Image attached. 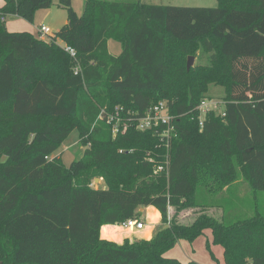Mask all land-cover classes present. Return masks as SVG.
<instances>
[{
  "label": "trees",
  "instance_id": "1",
  "mask_svg": "<svg viewBox=\"0 0 264 264\" xmlns=\"http://www.w3.org/2000/svg\"><path fill=\"white\" fill-rule=\"evenodd\" d=\"M51 5L3 0L0 7V261L200 264L165 252L209 229L224 264H264V0L215 7L86 0L80 15L72 0H58L67 21L46 37L5 26L6 16L32 22ZM109 39L122 43L119 54ZM199 50L207 62L187 70ZM210 83L225 89V115L209 113L200 128L194 109ZM161 100L176 115L168 143L135 127ZM116 111L113 134L108 117ZM74 128L87 146L65 165L51 155ZM97 177L105 187L92 186ZM242 184L254 202L229 217ZM150 205L160 213L151 238L99 237L103 224L139 218ZM169 206L175 213L221 206L223 217L178 222L169 220Z\"/></svg>",
  "mask_w": 264,
  "mask_h": 264
},
{
  "label": "rangeland",
  "instance_id": "2",
  "mask_svg": "<svg viewBox=\"0 0 264 264\" xmlns=\"http://www.w3.org/2000/svg\"><path fill=\"white\" fill-rule=\"evenodd\" d=\"M119 1H134V0H119ZM145 3L153 4H162V5H176V6H200V7H215L218 5V0H139ZM86 0H72V7L74 11L80 15L84 11ZM3 5V0H0V7ZM50 12L46 13V10ZM49 8L38 9L35 12L33 21H28L23 18L17 17L16 19H10V16L5 17V26L8 27V31L13 32H22L28 31L33 34H38V28L40 25H47L51 28L52 33L56 32L63 24L67 21V10L58 5V0H52V5ZM39 35V34H38ZM59 41V40H58ZM108 49L112 54H119L122 51V43L109 39L108 40ZM207 54L202 53L200 50L194 56V64L206 63ZM225 89L223 86L214 85L210 83L206 92V97L216 98L224 100ZM224 105L221 104L220 108H223ZM165 110L163 111V113ZM204 142L211 144L212 137L204 139ZM87 144H80L79 142V131L77 128H74L59 144L56 150L52 153L51 156L60 155L62 162L65 165H69L74 159H78L82 156L83 151ZM5 156H0V161H4ZM96 179V178H95ZM93 180V187H105V182L102 178L98 180ZM235 202L232 204L229 210V217L240 212L243 206L247 208L254 202V199L250 194H247V187L242 184L239 187L235 188ZM247 194V195H246ZM244 199H246L244 201ZM232 200V199H231ZM259 203H263L264 200L259 199ZM237 206V209H232ZM227 210V209H226ZM150 210H144L143 213L139 215V219L143 220L144 228L141 230H133L130 228H122L119 224H112L116 228V232H121L120 242L123 243L125 239H149L156 232L160 223L154 224L151 223L149 228V223L145 221L144 218L152 219L153 214L149 213ZM174 206L168 207V218L169 220L176 219L178 222L188 223L191 222L199 214L205 213L212 216L218 220L223 217V208L221 206H212V207H189L182 209L177 213ZM151 232V233H150ZM110 231L106 230L105 227L100 228L101 239L113 241L108 238ZM108 234V235H107ZM151 234V236H149ZM212 235L209 229H205L202 234L197 236L194 240L189 241L186 239H180L177 243L165 252L166 257L176 258L180 262L187 263L194 261L200 264H224L223 262V249L219 244L212 242ZM116 242V241H114ZM209 243V248L207 247Z\"/></svg>",
  "mask_w": 264,
  "mask_h": 264
},
{
  "label": "built area",
  "instance_id": "3",
  "mask_svg": "<svg viewBox=\"0 0 264 264\" xmlns=\"http://www.w3.org/2000/svg\"><path fill=\"white\" fill-rule=\"evenodd\" d=\"M50 28L45 25H40L38 28V34L40 37H46L50 34ZM65 50L70 54L71 57L76 56V50L68 45H63ZM79 67L76 66L74 69V73H78ZM223 104L224 107L220 108V105ZM165 112L163 113V111ZM197 111V119L200 128L203 127V123L205 117L209 113H213L216 116H224L225 115V101L216 98H203L198 105H196L195 109ZM118 111L115 114H111L108 117V121H113L114 125L112 127V133L117 134L120 131L119 127V118ZM176 115L172 114L169 111V105L166 101H159L151 106H149L141 115L135 118V127L138 130L146 131L150 130L154 134L159 137L160 140L168 143L175 129V119ZM127 123L123 122V130L126 128ZM164 169V165H158L156 167V171H162ZM122 228H130L133 230H141L144 228L143 220L130 217L126 219L124 222L120 224Z\"/></svg>",
  "mask_w": 264,
  "mask_h": 264
},
{
  "label": "crops",
  "instance_id": "4",
  "mask_svg": "<svg viewBox=\"0 0 264 264\" xmlns=\"http://www.w3.org/2000/svg\"><path fill=\"white\" fill-rule=\"evenodd\" d=\"M51 10H50V8H49V10H46V13H48V12H50ZM17 18V16L15 17V16H10V19H12V20H14V19H16ZM4 21H5V18H4ZM44 25V24H43ZM45 26H47V25H45ZM49 27V26H48ZM50 28V27H49ZM7 29H8V27H7ZM50 31H51V28H50ZM52 32V31H51ZM59 44H62L63 45V43H62V41H57ZM144 210H150V212L149 213H152L153 214V220L152 219H148V218H144L145 219V221L147 222V223H149V228L151 227V229H152V226H150L151 225V223H154V224H159L160 223V213H159V211L157 210V209H155L153 206H146V207H141L140 209H139V211L141 212V213H143L144 212ZM102 228L103 227H105L106 228V230H109L110 231V233H109V235H108V238L109 239H111V240H113V241H116V242H120V238H121V232L119 231V232H116L117 230H116V228H115V226H113L112 224H103L102 226H101ZM151 233V232H150ZM149 236H151V234L149 235ZM224 262V261H223Z\"/></svg>",
  "mask_w": 264,
  "mask_h": 264
},
{
  "label": "water",
  "instance_id": "5",
  "mask_svg": "<svg viewBox=\"0 0 264 264\" xmlns=\"http://www.w3.org/2000/svg\"><path fill=\"white\" fill-rule=\"evenodd\" d=\"M193 62H194V56H188L187 63H186L187 70L190 69V67L193 65ZM95 180H98V179L96 178ZM0 264H3V262L0 261ZM26 264H29V263H26Z\"/></svg>",
  "mask_w": 264,
  "mask_h": 264
}]
</instances>
